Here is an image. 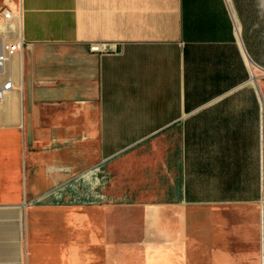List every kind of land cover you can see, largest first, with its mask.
<instances>
[{"label": "crops", "instance_id": "0c3cea01", "mask_svg": "<svg viewBox=\"0 0 264 264\" xmlns=\"http://www.w3.org/2000/svg\"><path fill=\"white\" fill-rule=\"evenodd\" d=\"M19 39L0 264H264V0H0Z\"/></svg>", "mask_w": 264, "mask_h": 264}, {"label": "built area", "instance_id": "2783aa9c", "mask_svg": "<svg viewBox=\"0 0 264 264\" xmlns=\"http://www.w3.org/2000/svg\"><path fill=\"white\" fill-rule=\"evenodd\" d=\"M1 13L5 19H11L13 14L9 9H2ZM23 42L21 39L14 41L0 40V104L5 95L12 89V81L9 79L6 70L8 59L19 52L22 48ZM92 51H103L102 45L96 43L90 46Z\"/></svg>", "mask_w": 264, "mask_h": 264}, {"label": "bare ground", "instance_id": "6f19581e", "mask_svg": "<svg viewBox=\"0 0 264 264\" xmlns=\"http://www.w3.org/2000/svg\"><path fill=\"white\" fill-rule=\"evenodd\" d=\"M10 30V29H9ZM3 104V103H2Z\"/></svg>", "mask_w": 264, "mask_h": 264}]
</instances>
